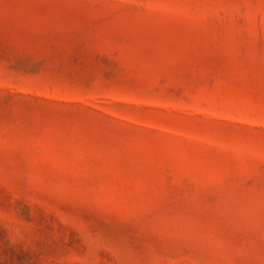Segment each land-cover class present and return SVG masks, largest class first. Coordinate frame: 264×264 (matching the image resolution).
Instances as JSON below:
<instances>
[{"label":"rangeland","instance_id":"rangeland-1","mask_svg":"<svg viewBox=\"0 0 264 264\" xmlns=\"http://www.w3.org/2000/svg\"><path fill=\"white\" fill-rule=\"evenodd\" d=\"M0 264H264V0H0Z\"/></svg>","mask_w":264,"mask_h":264}]
</instances>
